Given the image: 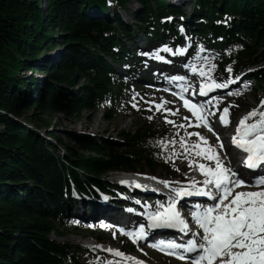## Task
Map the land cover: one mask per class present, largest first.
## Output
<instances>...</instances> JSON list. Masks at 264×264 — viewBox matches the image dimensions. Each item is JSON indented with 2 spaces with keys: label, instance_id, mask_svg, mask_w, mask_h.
Instances as JSON below:
<instances>
[{
  "label": "trees",
  "instance_id": "1",
  "mask_svg": "<svg viewBox=\"0 0 264 264\" xmlns=\"http://www.w3.org/2000/svg\"><path fill=\"white\" fill-rule=\"evenodd\" d=\"M137 1L134 27L147 39L180 33L181 15L194 34L212 40L223 65H264V0H195L190 15L168 0ZM42 2L0 0V264H85L83 248L50 237L65 234L71 182L84 191L106 189L111 171L154 170L166 134L139 123L118 132L119 140L66 133V143L54 135L55 117L78 120L114 104L125 83L112 63L127 58L125 39L137 31L109 12L108 2L125 8L129 0H47L45 9ZM58 46V62L40 59ZM251 78L263 85L264 70ZM40 126L52 128L62 156L52 153Z\"/></svg>",
  "mask_w": 264,
  "mask_h": 264
},
{
  "label": "snow or ice",
  "instance_id": "2",
  "mask_svg": "<svg viewBox=\"0 0 264 264\" xmlns=\"http://www.w3.org/2000/svg\"><path fill=\"white\" fill-rule=\"evenodd\" d=\"M171 19V18H169ZM183 32V28H180ZM201 50H203L201 46ZM187 51L185 47H179L175 51L168 45H163L152 52L141 53L142 55L151 56L159 61H164L166 58L161 55V52L171 53L173 56L182 55ZM205 67H198L196 64H185L184 67H191L193 73H198L201 78L199 86V94L207 95L213 89L226 88L228 84L234 81L228 80L223 83L217 82L212 76L216 65L211 64L209 58H200ZM171 63V61H166ZM210 64V67L207 65ZM227 72L232 71L231 65L227 66ZM172 82L179 83V91L175 93L184 102V107L189 108L195 117L197 126H207L211 130V125L208 122V116L212 115L210 108L211 101L208 104L195 103L185 97L188 88L185 87L183 81L184 76L170 77ZM248 85H245L247 88ZM195 94V93H193ZM234 95L241 94L239 91L231 93ZM149 107L155 104L156 110H161L169 113L173 112L171 108H164L167 101L156 103L149 101ZM229 105L224 107L219 119L224 125H228L229 121ZM133 107H138L133 103ZM260 107H264V99L261 100V105L258 108L252 109L244 117L239 120L235 135L231 138V143L247 153L244 160V167L256 173L248 183L246 179L240 178V175L226 166L217 152V146L222 148V142L213 146L206 137L199 132H189L188 136H197L199 140L196 143L190 144L185 137H180L179 141L175 138L165 142L164 140L158 143L167 148L168 145L179 143L184 152L192 153L202 159L214 162L212 164L200 163L197 160H192L189 167L198 164L199 171L204 179L197 181L194 178L190 179L187 184L180 185L173 189L174 196H170L166 204L157 202L155 210L144 213L147 217L149 229L159 228H175L181 232L188 234L191 228L184 218L182 213L177 208L178 198L196 196L210 197L211 203L207 205L196 204L194 211L191 212V218L198 225L201 231L193 233L189 239L182 242L175 240H159L151 246L167 254L176 256L181 260L188 259L190 264H264V111H260ZM178 111V110H177ZM151 119V117H149ZM167 123L175 124L174 121L164 117ZM187 119V118H185ZM248 121H251L250 123ZM179 127H184L181 124ZM202 142V143H201ZM175 154V149H172L169 156L164 157L165 161L171 160ZM178 170V169H177ZM151 179L159 180L157 177ZM121 183L126 185L135 184L136 187H146L138 181L123 180ZM159 183L166 186L173 182L168 180H159ZM179 184L180 182H176ZM241 187H255L256 191H238ZM107 199V197H105ZM150 207V206H149ZM127 211H135V209H127ZM102 228H110L112 225L102 223ZM119 231L129 236L134 243L145 239L149 233L144 224H140L138 230H127L120 228ZM115 237V233H113ZM94 247L102 248V245ZM112 253L113 256H119L125 260L135 261L136 264H144L136 257L127 255L119 249H105ZM105 264H120L116 260H108Z\"/></svg>",
  "mask_w": 264,
  "mask_h": 264
},
{
  "label": "rangeland",
  "instance_id": "3",
  "mask_svg": "<svg viewBox=\"0 0 264 264\" xmlns=\"http://www.w3.org/2000/svg\"><path fill=\"white\" fill-rule=\"evenodd\" d=\"M42 1H43L42 8L45 9L47 0H42ZM169 1H170L169 2L170 4L172 3L173 5L177 6L176 0H169ZM177 1L180 5L183 4L179 9L185 10L187 12L191 11L190 10L191 6L189 2H186V4H184V0H177ZM141 8L142 7L138 3L137 0H129V2L126 4L125 9L120 10L119 15H121V18L123 19V21H125L126 23L134 27L133 23H135L134 22L135 20L133 19L132 13L136 12L138 9H141ZM109 10H111V8ZM136 33H138L139 35L136 43L142 46L147 45L146 44L147 40L145 41L141 38V36H143V33L141 32L142 34H140V31L138 30ZM182 45L184 46L187 44L183 42ZM62 50H63L62 46L55 47L52 50H49L46 54L42 55L40 59L43 60V58L49 59L52 57H57L54 61V63H56L60 59V55H62ZM202 56L203 58H209L211 61V64L216 65V68L213 71L215 72L218 67V62L216 61L212 53L210 54L203 53ZM136 58H139V56H136ZM132 66L142 68L144 72L146 71V68H144L143 65H139L137 61H134V65ZM238 66H239V62H234L232 65V71L236 70ZM254 69L255 67L249 70H244L242 74L247 73L249 75ZM129 70L130 68L128 66L120 68L119 66L116 65V71L119 73H123L124 76L125 75L127 76V73L129 72ZM229 74L230 72H228L227 75ZM224 76L226 77V75ZM82 81H84V79ZM130 82L131 84L128 85L130 86L129 89L126 90L121 95L119 101L113 107L112 110H109L107 106H102L99 110L91 111L87 113V115L82 116L78 120L76 118H73V119L67 118L64 115L55 117L54 120L52 121L54 135L60 136L66 143L72 142L71 140H69V138L66 137V133H69V134L71 133L81 138L92 137V138L97 139V138H102V137L103 138L111 137L114 139H118L120 138V136L118 135V132H121L124 130L125 131L133 130L135 129L138 123H144L148 120L157 129L167 128L168 137L175 138L177 141H179L180 137H184V136L190 137L187 135L184 127H179L181 124H170V123H167L166 120L164 119V117H168V116L176 117L177 107L175 105H173L172 107L173 112L171 113L164 111V110H156V107L154 106H151V108L147 107L148 101L146 100L147 99L150 100V98H154V93L147 91L146 86L138 82L137 79L132 78ZM245 85L246 84H242V86H245ZM242 86H239V88H236V91H235V92L239 91L241 94L239 95L233 94L230 97V99L232 100L230 105H233L232 106L233 119L235 117L240 118V116L245 114V112H247L246 110L250 109L251 107L254 108L256 105L259 106V103L257 102V96H264V86L262 88L260 87L257 88L259 93H257L255 86L252 87L251 85H248L247 88L245 87L242 88ZM237 97H243L245 101H240L239 98ZM133 103L137 104L138 107H133ZM149 117H151V119H149ZM39 129H40L39 132L41 136L46 137V136H49L47 135V133L52 128H49V127L45 128L44 126H40ZM50 138L52 139L51 144L53 143V147L50 148V150L52 151V153H56L57 155L62 156L64 152L62 147L56 144V142H54L55 139L53 137H50ZM76 149L77 151H79L78 147ZM168 149L170 150V153L172 149H175V154L172 155V158L170 161L168 162L163 161L162 165L155 167V171H156V174H154L155 177L159 179H165L166 177L165 174H169L175 169V171L178 174L173 176L172 181L174 182L182 181L184 178H187V177L189 180L192 179V175L190 173L192 169L195 168L196 165H192V167H189V168L188 166L183 165L184 158L187 157L189 153L185 152L187 154H185L183 156V160H181L180 158H181V154H183V149L180 147L179 143L175 145H171V147L170 145H168ZM188 162L190 163V161ZM186 170H190L189 173H187ZM147 173H150L148 169H147ZM116 175H117L116 173H109L106 175V179L109 180L110 182L115 183ZM74 186H71V189ZM71 189H70V192L72 191ZM91 196H93V194ZM96 197L100 198L99 196H96ZM70 198H72V204H70L68 210H66L69 226L66 224L65 228H62V229L65 230L66 232H71V234L68 236L62 237L61 239L71 242L76 245L85 246L89 250L88 255H86V261L89 262L90 264H105L104 262L105 256H102L101 252L99 251L97 252L94 248H92V245H93V243L91 242L92 237L104 238L105 245L102 247L103 250L108 249L107 245L111 247V245L114 244L117 247H123V248H125L127 245L124 243L123 240L118 241L117 237L115 238L113 236V233H109L105 235V232L102 231L100 227H93V225L89 222H83L81 220H76L79 218L75 217L73 213L78 211L79 213L78 215H80L79 217H81L83 214L85 216V212L82 209V206H83V203L88 202V200L85 198L77 199L79 197H75V196H70ZM93 202L98 205L100 200L93 197ZM106 208L112 209L114 211H118L117 210L118 208H116V204H113L110 201L108 205L106 206ZM71 209L73 212L71 211ZM69 214H71V217H69ZM86 215L88 214L86 213ZM80 234L82 236H80ZM77 236H80L83 240L76 242L74 238H76ZM83 237L86 239H84ZM51 238L58 239L55 235H51ZM150 259L151 261H156V256L151 255Z\"/></svg>",
  "mask_w": 264,
  "mask_h": 264
},
{
  "label": "bare ground",
  "instance_id": "4",
  "mask_svg": "<svg viewBox=\"0 0 264 264\" xmlns=\"http://www.w3.org/2000/svg\"><path fill=\"white\" fill-rule=\"evenodd\" d=\"M109 2H112V1H109ZM108 2V3H109ZM112 4V3H111ZM184 4H186L185 2H184ZM171 5H173V4H171ZM183 4H179V7L178 6H176V5H173V6H175L179 11H183V10H181V9H179L181 6H182ZM114 6L116 7V8H118L119 10H123V9H125V8H123V7H118L116 4H114ZM142 9V8H141ZM190 10H194V7L193 6H191V9ZM114 11V10H113ZM112 11V13H114ZM124 11H126V10H124ZM118 14H120L119 12H117ZM100 15V14H99ZM104 14H102V15H100V16H103ZM167 19H169V17H167ZM123 20V19H122ZM164 20H166V19H164ZM167 21V20H166ZM169 22H171L170 20H168ZM133 25H134V23H133ZM179 27V30H180V28L182 27L181 25H179L178 26ZM136 28V27H135ZM134 28V29H135ZM183 28V27H182ZM136 31L138 30V31H140V34H142L143 32H142V30L139 28H136L135 29ZM183 31H184V29H183ZM142 32V33H141ZM187 32V34H189L188 33V31H186ZM138 35V34H137ZM144 35V34H143ZM138 37H139V35H138ZM186 39L188 40V42L187 41H182V44H183V42L185 43V44H187V45H184L183 47H185V46H188L189 44H191V43H193L194 42V40H196L195 39V37L193 36V35H187L186 36ZM185 40V39H184ZM133 41V40H132ZM132 41H129V42H132ZM200 46H202V48H203V50H202V54L203 53H206V54H208L206 51H205V48H204V45L203 44H200ZM153 48H160V46H158V45H154L153 46ZM176 50V49H175ZM63 51V50H62ZM214 52V55L216 54V55H219V53H217L215 50L213 51ZM200 58H203V56L202 57H200ZM192 62H193V58H191V59H189V61L188 62H186V64H189V65H192ZM255 67V69L249 74V81H251L252 80V75L257 71V67L256 66H254ZM188 68H191V67H188ZM196 76L198 77V78H200V79H202L200 76H199V74H196ZM235 79V78H234ZM237 82H234V83H231V84H233V86H235V85H237L236 84ZM231 84H228V85H231ZM256 84V83H255ZM39 129V128H38ZM37 129V131H38V133H40L39 131H40V129L38 130ZM45 133V132H44ZM49 134V132L47 133V135ZM43 135H45V134H43ZM47 137H49L50 138V136H46V137H44L45 139H47ZM54 142H56L55 140H54ZM230 154H232V150H230L229 151V154L228 155H230ZM192 160H197V161H202L203 159L202 158H200V157H197V156H195V154L194 153H192L191 155L190 154H188V156L187 157H185L184 158V164L183 165H185V166H188V168H189V165H190V163L188 162V161H192ZM211 162L210 161H207V163L206 164H210ZM182 165V166H183ZM196 165V164H195ZM192 167V166H191ZM191 175H192V178H194V179H199L200 178V171H199V167L198 168H194V169H192V171H191V173H190ZM118 178H120V179H122V180H128V181H133V180H142V181H149L148 179H145L144 177H142V176H139L138 175V173H131V172H122L119 176H117ZM73 186H74V184H73ZM76 187V186H75ZM92 190H95V191H97L98 190V188L97 187H95V188H91ZM72 190V189H71ZM88 190H90V188L88 189ZM84 192H89V191H84ZM111 193H113V191H111L110 193H106V195L108 196L107 197V199L106 198H104L103 196L102 197H100V198H97L96 196L97 195H95L94 193H93V196H89L88 198L87 197H83V198H85V199H87L88 200V202H85V203H83V206H82V209L84 210V212H85V216H86V213L89 215L90 213H91V211H90V209L91 208H93V207H97L98 209H100L101 210V212H102V214H104L105 216H108V217H110V218H113V219H117L120 215H119V212L118 211H114V210H112V209H108V208H106V206L108 205V203H109V201L111 202V203H113V204H115V202H116V200L117 201H119V199H118V197H117V193L116 194H111ZM93 197H95L96 199H99L100 200V202L98 203V205L96 204V203H94L93 202ZM74 199H76V198H74ZM77 199H81L80 197L79 198H77ZM70 204H72V198H70ZM100 206V207H99ZM68 210V209H67ZM82 210V211H83ZM71 211H72V209H71ZM73 212V211H72ZM79 213H78V211H76V212H74L73 213V215L75 216V217H77V218H79V219H81V218H83V217H85L84 216V214L81 216V217H79L80 215H78ZM65 215H66V217H67V214H66V212H65ZM69 217H71V214H69ZM74 240L76 241V242H78V241H82L83 239L80 237V236H77L76 238H74ZM131 264V263H130Z\"/></svg>",
  "mask_w": 264,
  "mask_h": 264
}]
</instances>
